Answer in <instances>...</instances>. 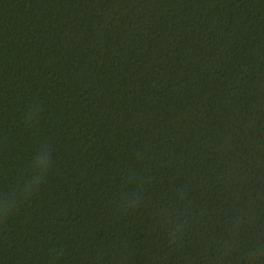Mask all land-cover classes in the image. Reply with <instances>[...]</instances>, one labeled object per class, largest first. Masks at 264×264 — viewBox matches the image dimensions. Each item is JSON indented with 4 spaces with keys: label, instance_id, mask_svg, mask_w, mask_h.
<instances>
[{
    "label": "trees",
    "instance_id": "1",
    "mask_svg": "<svg viewBox=\"0 0 264 264\" xmlns=\"http://www.w3.org/2000/svg\"><path fill=\"white\" fill-rule=\"evenodd\" d=\"M0 264H264V0H0Z\"/></svg>",
    "mask_w": 264,
    "mask_h": 264
}]
</instances>
